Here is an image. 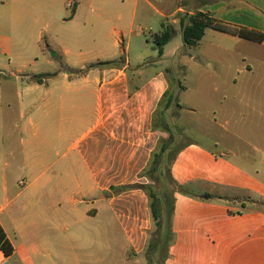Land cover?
Segmentation results:
<instances>
[{
	"label": "crops",
	"instance_id": "0c3cea01",
	"mask_svg": "<svg viewBox=\"0 0 264 264\" xmlns=\"http://www.w3.org/2000/svg\"><path fill=\"white\" fill-rule=\"evenodd\" d=\"M197 13L263 39L208 28L199 45L186 46L182 28ZM168 25L176 33L159 56L154 38ZM0 55L8 62L0 65V145L13 148L30 176L19 195L45 201L8 209L0 196V223L14 247L11 235L32 239L31 251L47 264H149L148 195L116 189L150 183L140 175L168 137L154 123L172 67L189 65L190 87L181 89L193 99L223 107L184 115L216 124L220 117L228 129L257 131L264 145V0H0ZM123 55L119 66L90 67ZM34 75L48 77L30 82ZM182 114L191 144L172 176L190 194L175 195L173 230L178 222L193 228L180 239L188 253L179 264H264V211L251 208L264 204V173L219 177L218 155L189 134L203 128ZM194 184L216 198L192 194ZM1 187L7 201L5 177ZM11 257L0 249V264Z\"/></svg>",
	"mask_w": 264,
	"mask_h": 264
},
{
	"label": "rangeland",
	"instance_id": "374dc122",
	"mask_svg": "<svg viewBox=\"0 0 264 264\" xmlns=\"http://www.w3.org/2000/svg\"><path fill=\"white\" fill-rule=\"evenodd\" d=\"M81 50L83 52L85 51L84 48H82ZM51 53L52 52H50V55L52 56ZM7 63V58L0 55V65ZM182 66L183 65H181L180 67L175 66L170 69L171 94L178 98L180 108L174 105L173 108L170 109L168 111V114L165 116V119L169 124L171 132L177 135L176 144L174 145V150H176V156L173 159V163L171 165V173L174 163H176L177 159L180 157L185 148H188L191 144L189 137L184 136L183 117H178V115H180V112L181 114L183 113L182 115H184L185 112L183 111H188L189 108H193L203 112L210 111V113L218 111L219 114H221L223 109V107H220V105L218 104V100H216V98L210 100H202L194 97L193 99L188 89H181V84L186 88L190 87L191 81V74H189V65L186 70ZM225 88L226 87H223L222 89ZM185 115L188 117V120L191 118L194 124L203 128V131H193L192 133H189L190 136L202 145L203 150L210 152L213 151L216 155H218V161L216 163V168L214 169V172H216L215 174H218L219 177H223L229 174L248 173L250 170L254 171V169L264 173V165L261 164V161H264V145L260 144L261 138H258L257 131L246 130L244 132V130H237L231 127H229L228 129L227 126L221 125L220 117L218 119V123L216 124L215 122L211 123L210 120L205 121L200 120L199 118L196 119L194 118V116H191L187 113ZM174 116H177L178 118H172ZM162 123V116H160L158 118V125L160 128H162ZM166 134L168 135V133ZM12 150V147L4 148L0 145V191L2 188L1 179L3 177L6 178L9 184L8 200L6 201V199H4L7 198L5 197V195L4 198L2 197V195H0L2 204L7 205L8 209H17L19 207L25 206L27 208L33 209L43 208L45 201L38 195H30L29 193L25 195H19L24 188V185H21L20 183L22 181L28 183L31 180L29 178V174L24 171L23 162L21 161V159H13ZM246 164H248L250 167H247ZM206 168L207 170L209 169L208 164ZM238 168L243 170L238 171ZM37 172H40L39 167L37 169ZM173 179L176 183V189L181 185L185 186L189 191V184L180 183L174 177ZM224 182L231 183L230 180H223L221 183ZM229 186L232 185L229 184ZM167 188L169 191L172 190V186L168 185ZM231 188L232 187H228V189ZM191 192L192 194H204L206 191L203 186L194 184L191 187ZM262 203L263 202H260L256 206H251V208H258L264 211V204ZM241 210L243 209L241 208ZM192 228L193 227H186L180 222L177 223V232H174V239L170 248V256L168 259L170 260L169 264H179L180 255L188 253V243L184 241L183 245H180V239L183 238L185 235L189 237V230H191ZM11 236L15 244L16 252L9 259V264H47V261L43 257H40V255L38 256L36 253L31 251V247L33 244L32 239H29V237L17 238L13 235ZM225 244L227 243H224V245L219 247V250L214 249V253L223 252ZM86 253L91 252L87 251L85 252V254Z\"/></svg>",
	"mask_w": 264,
	"mask_h": 264
},
{
	"label": "trees",
	"instance_id": "16d2710c",
	"mask_svg": "<svg viewBox=\"0 0 264 264\" xmlns=\"http://www.w3.org/2000/svg\"><path fill=\"white\" fill-rule=\"evenodd\" d=\"M208 28L224 32L240 38L261 41L263 35L248 31L243 28L232 26L212 18L209 14L197 13L189 18L188 24L182 28L183 40L186 46L194 47L199 45L205 36ZM176 30L168 25L163 31L154 38V43L159 56L164 54V47L174 37ZM126 61L125 55L117 61H108L91 65L97 66H119ZM48 75H34L30 82L43 83ZM174 104L179 106V102L171 93H167L164 101L160 103V108L156 113V124L154 128L168 133L167 138H162L157 149L153 152L147 168L141 173V178H146L149 184L137 183L134 185L123 186L116 189L117 192L123 193L133 189L143 190L149 198L150 210L153 219V230L150 233V240L146 250V258L149 264H166L170 256V248L174 239L173 217L175 213V195L176 193L190 194L185 186L175 188V180L171 173V165L176 156L174 145L176 144L177 135L171 132L169 124L165 119L168 111L173 108ZM162 116V128L158 125V118ZM172 186L169 191L167 186ZM201 198H216L212 194H204ZM0 249L4 255L9 258L14 255L15 247L9 239L5 229L0 223Z\"/></svg>",
	"mask_w": 264,
	"mask_h": 264
},
{
	"label": "built area",
	"instance_id": "2783aa9c",
	"mask_svg": "<svg viewBox=\"0 0 264 264\" xmlns=\"http://www.w3.org/2000/svg\"><path fill=\"white\" fill-rule=\"evenodd\" d=\"M73 6V2H70L69 4H68V7H72Z\"/></svg>",
	"mask_w": 264,
	"mask_h": 264
},
{
	"label": "water",
	"instance_id": "95a60500",
	"mask_svg": "<svg viewBox=\"0 0 264 264\" xmlns=\"http://www.w3.org/2000/svg\"><path fill=\"white\" fill-rule=\"evenodd\" d=\"M51 54H52V56H56V53L55 52H52Z\"/></svg>",
	"mask_w": 264,
	"mask_h": 264
}]
</instances>
